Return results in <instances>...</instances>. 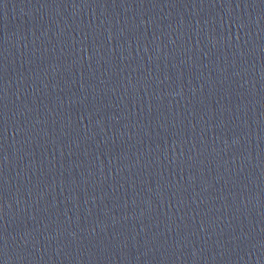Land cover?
Segmentation results:
<instances>
[{"label":"water","instance_id":"1","mask_svg":"<svg viewBox=\"0 0 264 264\" xmlns=\"http://www.w3.org/2000/svg\"><path fill=\"white\" fill-rule=\"evenodd\" d=\"M0 264H264V0L0 12Z\"/></svg>","mask_w":264,"mask_h":264}]
</instances>
